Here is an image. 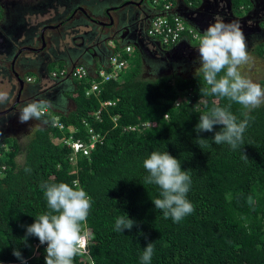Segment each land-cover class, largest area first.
I'll list each match as a JSON object with an SVG mask.
<instances>
[{
    "label": "trees",
    "instance_id": "trees-1",
    "mask_svg": "<svg viewBox=\"0 0 264 264\" xmlns=\"http://www.w3.org/2000/svg\"><path fill=\"white\" fill-rule=\"evenodd\" d=\"M182 1L191 8L201 2ZM126 46L132 47L130 53H125ZM114 55L126 60V67L117 71V80L100 83L99 92L87 96L92 82L101 80V71H113L109 59ZM256 56L264 58V44L257 47ZM103 57L94 61L95 70L76 57L51 64L49 74L68 70L70 63L83 66L88 76L81 81L56 79V89L63 93L59 97L68 99L70 107L64 108L65 100L45 111L42 119L47 123L23 150L16 142L0 147V165L6 166L0 176V264H21L12 255L14 249L27 264H44L47 245L34 236L25 240L26 226L49 211L42 183L73 186V181L91 197L81 228L95 264H143L148 243H154L150 264H264V103L249 112L252 119L241 151L227 144L200 149L194 142L197 136L211 140L222 126L197 133L199 115L230 105L242 120L241 113L248 110L228 98L205 96L200 89L210 86L199 72L142 79V55L132 42L108 43ZM33 74L26 73V78ZM71 139L83 148L74 151L66 145ZM153 151H166L181 161L182 171L192 170L186 198L194 211L180 222L164 218L152 203L161 189L145 183L149 173L143 161ZM121 213L136 222L131 230H115ZM73 264L91 262L77 255Z\"/></svg>",
    "mask_w": 264,
    "mask_h": 264
},
{
    "label": "clouds",
    "instance_id": "clouds-1",
    "mask_svg": "<svg viewBox=\"0 0 264 264\" xmlns=\"http://www.w3.org/2000/svg\"><path fill=\"white\" fill-rule=\"evenodd\" d=\"M177 1L173 2V12L180 16L176 12ZM181 19L186 21L185 17H181ZM189 28L196 31L199 40L196 49L199 52L200 67L195 73H202L206 85L210 86L200 89V92L205 96L228 98L248 110L241 113L244 117L242 120H238L237 116L232 114L230 105L213 107L199 115V122L195 127L197 133L213 132L216 125H221L222 128L214 133L211 140L197 136L194 142L200 149L212 148V144H227L232 150L239 149L241 151L243 134L252 119L249 112L264 102V89L259 84L245 78L239 71V66L247 63L250 59L241 24L234 20L225 22L222 16L216 15L202 33L192 25ZM146 39L148 37L145 35V41ZM156 44L161 45L158 41ZM180 44L183 47L192 48L191 42L190 46L184 43ZM73 66L71 65L68 69ZM148 67L151 69L150 74L155 77L163 65L148 61ZM51 73L49 77L53 79ZM26 83L28 82L26 81ZM0 99L3 97L0 96ZM58 103L63 105L66 104V101L63 97H59L57 102L48 99L27 102L19 110V122L26 123L36 120L40 123H47L41 119L42 116L45 111L55 109ZM39 126V123L35 125V127ZM0 147L5 148V144L0 142ZM241 154L243 159L248 160L246 155L242 152ZM143 167L149 173L144 178L145 183L155 184L161 189L160 198L155 199L152 203L155 209L162 211L164 218L171 217L174 222H180L186 215L194 211L193 204L186 198L192 183V170L182 171L181 161L166 151L151 152L143 161ZM72 183L73 186L63 182L42 183L41 188L44 190L49 211L39 215L30 226H26L25 240L34 236L38 238L41 245H47L44 249L46 253L44 264H73V258L77 255H86L91 264H95L91 252L87 249L86 236L82 235L81 228L89 214L91 197L79 186L77 181ZM135 223L133 219H129L126 214L121 213L116 218L115 230L119 232L131 230ZM153 253L154 243H148L143 248L141 256L143 264H150ZM12 255L20 260L21 264H27L19 250L14 249Z\"/></svg>",
    "mask_w": 264,
    "mask_h": 264
},
{
    "label": "flooded vegetation",
    "instance_id": "flooded-vegetation-1",
    "mask_svg": "<svg viewBox=\"0 0 264 264\" xmlns=\"http://www.w3.org/2000/svg\"><path fill=\"white\" fill-rule=\"evenodd\" d=\"M1 1L2 0H0V8L5 6V4L2 5ZM57 1H59L60 4L64 5V9L66 10L65 12L68 15L66 17L67 20H70L71 22L73 21L74 23L75 19H81L84 23V27L89 28L90 26H93V30L92 32L84 33V35L82 36V42L78 44L74 43L76 45L75 47L68 46L65 51L58 52L52 48V43L57 42L56 36L58 37L60 30L59 25L61 21L57 23L56 21H58L62 17L58 15L51 19L49 24L56 26V28L52 31L53 35L51 34V39H46L45 32L44 38L47 40V42L45 40V47L40 52H29L30 54L36 56L34 59L26 58L25 53L28 52H22L19 55V59L17 61L19 66H36V72L38 73V75H40V73H42L45 68L47 69L49 66H51V62L54 61V59H58L56 61H70L72 58L75 57L82 58L84 61H86L88 65H91L94 61L102 60L104 58L103 56L105 46L107 45L105 41L106 39H109V44L113 43L114 40L123 43L132 42L141 55L144 54L147 57L162 62L172 61L174 63H185L188 62V59H191L196 55L199 56V52H196L194 47L180 48L178 45H175V47L169 50H165L164 47V49H161V47L159 46L153 52H150L148 48L145 47V45L143 44V41H145V31L150 22V18L153 16L152 7L151 9H148V7L145 6L146 0H77V3H74L75 0L73 3L71 2V0ZM204 3L205 7H210L209 16L211 22L213 21V17L216 15L222 16L225 22H230L233 20L239 21L242 27V31L247 40L258 41L259 39L264 38V0H247V4L233 3L232 0H204ZM76 4H80L81 6H87L88 8L85 11L90 17L87 16L83 11H81L79 9L80 6L77 7ZM114 4L116 5L115 7L113 6L115 9H112L113 7L110 5ZM200 4L198 6L193 7V9L198 8ZM48 6V4L44 6V11L42 13L45 12V9ZM40 8H43V5H41ZM34 9L37 10V7H34ZM176 10H178V7L176 8ZM180 13L181 17H187V14L183 16L182 11ZM20 15L21 14H18L17 16ZM110 19H113L114 21L112 25H108L110 23ZM95 20L103 22L104 26L98 25L96 22H94ZM12 23L15 22L11 21V24ZM124 24L128 25L124 26ZM25 25V23H22L23 27ZM10 29L11 27L9 25L5 27V31L10 36V39L4 36V40L6 42V49L0 51V53L6 54L10 51L15 52L16 50L22 49L25 46L24 42H19L15 43L17 44V46L14 48V44H12V41L16 42V37L12 33H10ZM28 30H30L29 34L27 32ZM28 30L24 28L25 36L31 37L34 31L32 29ZM46 31L51 32L50 30ZM105 31H108L109 35L104 37L103 35ZM97 32L101 33L103 37L100 35L97 36ZM35 35H38L36 40L38 42L36 43V45L34 46L33 42L27 43L28 45H30L29 47L40 49L42 47L40 32L36 30ZM87 41L89 42V46H85L84 44ZM14 49L16 50L14 51ZM24 89L27 91L26 93H21L20 99L19 101H17L18 103H16L17 95L14 97V104L12 105L14 110L17 107L21 108L20 106H23L27 102L31 101L28 100L29 93L32 94L35 89L28 87ZM60 95V90L56 89L54 90V93H51V99L58 101ZM11 112L12 110L8 112V114ZM12 121H14V118L10 116L6 124L9 125V123H12ZM2 129L3 131H5L6 127L4 126Z\"/></svg>",
    "mask_w": 264,
    "mask_h": 264
},
{
    "label": "rangeland",
    "instance_id": "rangeland-1",
    "mask_svg": "<svg viewBox=\"0 0 264 264\" xmlns=\"http://www.w3.org/2000/svg\"><path fill=\"white\" fill-rule=\"evenodd\" d=\"M76 1L77 0H75V2H74V0H71L72 3L73 2L77 3ZM1 3H2V5L5 4V6L8 4V7L10 6V4H12V6L9 7L10 8L9 9V17H10L11 21L15 22V23L17 22L18 24H20V21H22L23 23L26 24L27 30L32 29L34 31V33L36 30L39 29L40 25L49 24L51 19H53L55 16L60 15L62 18L59 19L58 21H56V23L61 21V23L59 25L60 30H59L58 37L56 36L57 42L52 43V48L58 52L59 51L60 52L65 51L68 46L69 47H75L76 45L74 43L78 44V43L82 42V36L84 35V33L92 32V30H93L92 29L93 26H90L89 28L84 27L83 26L84 23L81 19H75L74 23H73V21L71 22L70 20H67L66 17L68 15L65 12L66 11L64 9L65 7L63 4H60L59 1H57V0H7V1L2 0ZM47 4L49 6L45 9V12L42 13L44 11V6ZM41 5H43V8H40ZM76 6L78 7L81 5L76 4ZM145 6L148 7V9L149 8L151 9V0H146ZM34 7H37V10H35ZM38 7H39V9H38ZM81 7L84 8V10H87V8H88L87 6H84V5ZM18 14H21V15L17 16ZM182 22L185 24L184 21H182ZM125 25H128V24H124V26ZM188 26H190V25H188ZM50 31L52 32L53 30H50ZM99 35L102 36L101 33L97 32V36H99ZM108 35H109V32L105 31L103 36L105 37ZM45 37H46V39L52 38L51 34H48V31H46ZM95 38H94V41H95ZM24 39L25 38L22 37L21 41H23ZM105 41L107 44L109 43L108 42L109 39H106ZM246 41H247V51H248V55H249L250 59L247 63L239 66V71L241 72V74L245 78H248V79L252 80L254 83L259 84L261 86V88L264 89V58H259L258 56H256V49H257V47H259V45L264 44V38H261L258 41H256V40L251 41V40H247V39H246ZM46 42H47V40H46ZM250 42H252V43H250ZM84 44H85V46H89L88 41L85 42ZM143 44L145 45V47L148 48V50L150 52L155 51V49L159 47V45L157 46V44L152 43V42H148V41H143ZM198 44H199L198 37L196 39H193V40L191 39V46L195 47L196 52H198V50L196 49ZM160 47H161V49L165 48V50L166 49L169 50L168 48L164 47L163 45H160ZM28 55H29V53H27L25 55V57H27ZM143 55H142L141 76L140 77L142 79H145V80L152 81V80L158 79L159 77H162V76L176 77L178 75H183L184 77H189V76H192L193 74H195L196 70L200 67V64L198 62L199 61L198 55L192 57L191 59H188L187 60L188 62H185V63H174L172 61L162 62V61H158L156 59L147 57L145 55L143 56ZM29 56L33 59L36 57L33 54H31ZM56 60H58V59H54V61H52L51 63L53 64V63L57 62ZM148 61H152V62H155L157 64L163 65V67L159 68L155 77H153L150 74L151 69L148 67ZM92 66H93L92 64L89 65V68ZM19 67L22 68L23 66H19ZM53 67L54 66L51 65L49 67V69L51 70V68H53ZM17 71L20 72V73H18L20 79L25 81L26 73L20 69ZM126 73H128V70L126 71ZM33 76H35V80L37 81L36 85L39 83L37 86L39 88L33 87L35 90H34V92H32V94L29 93L28 100L32 101V100H40V99H51V93H54V90H56V88H57L55 85L56 82L54 80H50L49 78L39 77L37 72L34 73ZM31 79H32V77H31ZM35 80L32 79V81H35ZM27 85L28 84H25V88H27ZM64 100L67 101V104L64 106V108H69L70 107L69 100L68 99H64ZM262 103H264V102H262ZM20 107H22V106H20ZM11 117L14 118V121H12V123L10 122L9 125L7 124L6 129L10 127V129L14 130L15 133H17L18 135H20V134L23 135L19 141V145L22 147V150H23V147H25L27 141H29L32 138L34 132L37 129L43 128V124L36 121V120H30L26 123H20L19 122V112H15ZM38 123L40 124V126L35 127V125ZM12 141L13 140H11V139L8 141H5V144H6L5 148H7L8 144L12 143ZM17 162L19 164H21L23 162V155H19V157L17 158Z\"/></svg>",
    "mask_w": 264,
    "mask_h": 264
},
{
    "label": "built area",
    "instance_id": "built-area-1",
    "mask_svg": "<svg viewBox=\"0 0 264 264\" xmlns=\"http://www.w3.org/2000/svg\"><path fill=\"white\" fill-rule=\"evenodd\" d=\"M151 7L154 15L150 18V22L145 31V35L148 38H152L158 41L161 45H171V48L180 43L189 45L191 39L193 40L197 38V34L194 29L186 27V25H184V23L182 22L181 17L177 14H174V4L172 0H152ZM131 51V46L125 47V53H130ZM109 62L113 71L108 74L101 71L99 73L101 80H99L98 82H92L90 89L86 92L87 96L93 93H98L100 83L107 82L112 79L117 80V71L123 70L127 65L126 60L119 58L118 55L110 57ZM87 76V70L80 65H74L68 70L61 69L58 71H53L51 73V77L53 79L72 77L77 81H81L86 79ZM26 81L30 83L32 79L28 77ZM104 105L111 106L112 103L106 102L104 103ZM53 126H57L59 129L63 128V126L61 124H58L57 122H54ZM130 129L133 130L134 128ZM64 142L66 145H70L74 151H78L83 148L82 143L78 140L74 141L71 139V141L65 140ZM5 169V165H0V176H3V172L5 171Z\"/></svg>",
    "mask_w": 264,
    "mask_h": 264
},
{
    "label": "crops",
    "instance_id": "crops-1",
    "mask_svg": "<svg viewBox=\"0 0 264 264\" xmlns=\"http://www.w3.org/2000/svg\"><path fill=\"white\" fill-rule=\"evenodd\" d=\"M10 6H12V4H10ZM110 6L113 7L116 5L114 4V5H110ZM9 7L7 4L5 7L0 8V16H1L0 17V36H1L2 40L5 39V37H8L10 39V36L5 31V27H7L9 25L11 27L10 33H12L16 37V42L12 41V44L24 42L25 46H30V45H28L27 42H29V43L33 42L34 46H35L36 43L38 42V41H36L38 35H35V33H34L31 37L25 36L24 28H26V25L23 27L22 21L20 22V24H18L17 22L11 24V19L9 17V9H10ZM177 7H178V10H176V12L178 11L177 13L180 16H181L180 12L182 11L183 16H185V14H187V17H189V16L191 17L190 13L192 12V10H194L190 6L186 5L182 0L177 1L176 8ZM209 23H210V20L208 21L207 26L209 25ZM207 26H206V28H207ZM29 31L30 30L27 31L28 34H29ZM38 32H39V29H38ZM48 34H52V32H48ZM22 37L25 38L23 41H21ZM147 40L149 42H152L155 44L157 43L156 40L151 39V38H148ZM189 46H190V44H189ZM5 49H6L5 44L0 45V51H3ZM12 54H13V51H10L9 53H6V54L0 53V96L3 97V99H0V111H5V110L9 109L10 107H12V105L14 104V102H13L14 97L16 95H18L19 84H18L17 80L15 79L13 72H12V64H11ZM26 54L27 53H25V55ZM29 55H31V54L29 53ZM29 55L26 58L33 59ZM68 65L71 66L72 64L69 63ZM92 65L93 66L90 67V69L95 70L96 69L95 62H92ZM18 67H19L18 62H16V64L14 65V69H15L16 73H20L19 71H17L19 69L23 70L25 73H28V74L36 73V66H34V67L33 66L28 67L27 66V67H22V68L21 67L18 68ZM49 67L47 69L45 68V70H43V72L40 73L39 77L49 78L50 80L55 81L56 79H51L49 77V70H48ZM28 77H30V76H28ZM32 79L35 80V76H32ZM36 83H37L36 80L32 81L31 83H27L28 84L27 87L28 88L37 87L39 83L37 85H36ZM24 88H25V86H24ZM37 88H39V87H37ZM26 91L27 90H25V89L23 90L24 93H26ZM62 94L63 93L61 91V95ZM16 100H17V98H16ZM55 109H57V108H55ZM19 110H20V108L17 107L15 110L13 109L11 113L0 116V142H3L5 144V141H8L11 139V140H13L12 142H16L19 145V141L23 135H21V134L18 135L17 133H15L14 130H11L9 128H7L5 131H3V129H2L4 126L6 127V125H7L6 122L9 120V117L12 116L15 112H19ZM5 146H6V144H5Z\"/></svg>",
    "mask_w": 264,
    "mask_h": 264
},
{
    "label": "water",
    "instance_id": "water-1",
    "mask_svg": "<svg viewBox=\"0 0 264 264\" xmlns=\"http://www.w3.org/2000/svg\"><path fill=\"white\" fill-rule=\"evenodd\" d=\"M209 8L210 7H205V3H204V0H201V4L198 8L192 10V12L190 13L191 17H187L185 18V20L190 24L192 25L193 27H195L196 29H198L201 33L203 32V30H205L207 24H208V21L210 20V16H209ZM81 11H83L87 16H89L86 11L84 10V8L80 7L79 8ZM112 9H115L114 7ZM90 17V16H89ZM94 22H96L98 25L100 26H104V23L101 22V21H97L95 20ZM114 23L113 19H110V23L108 25H112ZM56 26L54 25H48V24H42L39 26V29H40V36H41V40H42V47L40 49H35L33 47H29V46H24V48L22 49H14L15 52H13L12 54V72H13V75L15 77V79L17 80L18 84H19V90H18V95H17V100H16V103H18L17 101H19V98H20V95L21 93L23 92L24 90V81L20 79L18 73H16L15 69H14V65L16 64V62L18 61L19 59V55L22 53V52H40L46 45L45 43V38H44V35H45V32L46 30H53L55 29ZM4 45L6 44L5 40L1 38L0 36V45ZM17 46V44H14V48ZM178 46L180 48H182V44H178ZM16 105V104H15ZM11 110H13V107L10 108V109H7L5 111H0V116L2 115H5V114H8V112H10Z\"/></svg>",
    "mask_w": 264,
    "mask_h": 264
},
{
    "label": "bare ground",
    "instance_id": "bare-ground-1",
    "mask_svg": "<svg viewBox=\"0 0 264 264\" xmlns=\"http://www.w3.org/2000/svg\"><path fill=\"white\" fill-rule=\"evenodd\" d=\"M99 125V124H98Z\"/></svg>",
    "mask_w": 264,
    "mask_h": 264
}]
</instances>
